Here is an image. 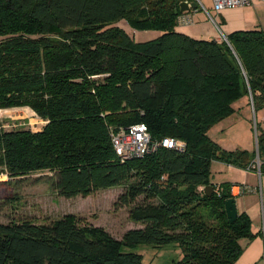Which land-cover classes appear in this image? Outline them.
Returning a JSON list of instances; mask_svg holds the SVG:
<instances>
[{
  "label": "trees",
  "instance_id": "obj_1",
  "mask_svg": "<svg viewBox=\"0 0 264 264\" xmlns=\"http://www.w3.org/2000/svg\"><path fill=\"white\" fill-rule=\"evenodd\" d=\"M183 1L0 0V186L47 174L35 183L66 199L116 187L123 206L143 197L129 212L143 227L120 240L74 216L0 223V264H145L134 249L168 245L181 255L172 264H235L255 237L246 213L230 223L231 187L212 183L211 165L247 168L256 153L226 151L208 133L245 97L255 111L264 104V31L195 39L177 31ZM122 22L160 35L138 42ZM15 108L43 129L6 130L1 112ZM139 124L185 149L123 161L111 135ZM257 147L262 172L264 131Z\"/></svg>",
  "mask_w": 264,
  "mask_h": 264
},
{
  "label": "rangeland",
  "instance_id": "obj_2",
  "mask_svg": "<svg viewBox=\"0 0 264 264\" xmlns=\"http://www.w3.org/2000/svg\"><path fill=\"white\" fill-rule=\"evenodd\" d=\"M196 21L184 27L183 31L194 32L198 37L209 38L218 30V18L213 11L212 0H201ZM210 12L213 19L209 17ZM197 13L196 11L194 12ZM203 17V18H202ZM125 30L138 42H147L156 39L160 33L157 31H135L125 22L121 23ZM193 37V36H192ZM197 38V37H194ZM203 39V38H197ZM253 101L249 99L248 106H252ZM2 119L6 125V130H30L39 132L45 126V121L40 119L30 108H15L1 112ZM251 125L255 130L254 140H257L256 124L257 116L250 113ZM242 129V125L239 124ZM258 151V147H257ZM47 174H35L28 180L20 183L0 186V223L8 224L11 221L32 220L37 223L53 222L65 216H74L82 224L102 227L114 238L122 239L124 234L131 229H140L141 223L132 221L129 217L131 208L143 202V197L130 206H123L118 203L119 196L125 191L124 187L111 188L98 191L88 197L77 196L66 199L58 196L48 180L35 183L36 179ZM14 181V180H13ZM175 246L168 245L163 248L137 247L133 252L143 255L145 264H172L179 259L180 251L174 250Z\"/></svg>",
  "mask_w": 264,
  "mask_h": 264
},
{
  "label": "crops",
  "instance_id": "obj_3",
  "mask_svg": "<svg viewBox=\"0 0 264 264\" xmlns=\"http://www.w3.org/2000/svg\"><path fill=\"white\" fill-rule=\"evenodd\" d=\"M203 8L206 9L204 6ZM198 11L199 9L192 10L186 14L191 19V23L196 21ZM213 12L216 13L217 21H219L214 22L218 23L219 33L214 32L209 38L198 37L194 32L183 31L188 24H182L184 27L178 26L177 31L193 36V38H203L201 40H223V36L228 37L237 31H264L263 1L252 0V3L246 7ZM207 14L213 19L209 11ZM249 99L252 97H245L241 109L239 104L236 105L235 115L217 124L208 133L210 138L226 151L246 150L257 155V140H254L255 130L252 128L250 117L254 105L252 103L253 109L252 106H248ZM254 113L257 116L256 135L258 138L260 132L264 131V104L257 111L254 110ZM239 124L242 125V129L239 128ZM211 173L212 183L217 188L221 185H230L238 214L246 213L252 221V233L255 237L252 240L241 241L243 251L235 264H264V169L259 173L256 170L213 161Z\"/></svg>",
  "mask_w": 264,
  "mask_h": 264
},
{
  "label": "built area",
  "instance_id": "obj_4",
  "mask_svg": "<svg viewBox=\"0 0 264 264\" xmlns=\"http://www.w3.org/2000/svg\"><path fill=\"white\" fill-rule=\"evenodd\" d=\"M200 5V0H195ZM213 9L216 12H221L226 9L246 7L252 3V0H212ZM263 1L264 0H260ZM187 14V13H186ZM184 14L179 20V24H191V19ZM223 40L228 42L227 37L223 36ZM46 123V122H45ZM112 142L116 154L123 161L135 158H142L147 154L154 153L160 148L175 149L183 151L186 144L174 138H164L159 141H154L143 124L135 125L127 130H121L118 133H112ZM248 170H256L261 173V160L259 153L255 160L247 167ZM9 179L8 173L0 172V182Z\"/></svg>",
  "mask_w": 264,
  "mask_h": 264
},
{
  "label": "water",
  "instance_id": "obj_5",
  "mask_svg": "<svg viewBox=\"0 0 264 264\" xmlns=\"http://www.w3.org/2000/svg\"><path fill=\"white\" fill-rule=\"evenodd\" d=\"M198 7H199L198 2H194L192 0H184L183 2L180 3L179 10H176L175 14L177 15L179 13L182 14L188 13L191 12L192 10H197ZM206 192L208 193L209 196H212V194L214 193V187L213 186L207 187ZM226 212L230 223L231 224L234 223L238 217V210L235 199H230L226 202Z\"/></svg>",
  "mask_w": 264,
  "mask_h": 264
}]
</instances>
